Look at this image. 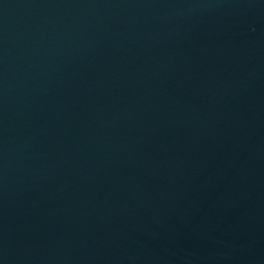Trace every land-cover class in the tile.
I'll use <instances>...</instances> for the list:
<instances>
[{"label": "water", "instance_id": "obj_1", "mask_svg": "<svg viewBox=\"0 0 264 264\" xmlns=\"http://www.w3.org/2000/svg\"><path fill=\"white\" fill-rule=\"evenodd\" d=\"M0 264H264V0H0Z\"/></svg>", "mask_w": 264, "mask_h": 264}]
</instances>
